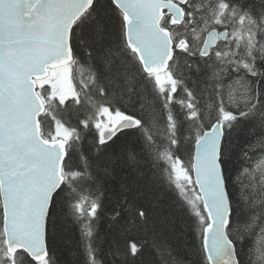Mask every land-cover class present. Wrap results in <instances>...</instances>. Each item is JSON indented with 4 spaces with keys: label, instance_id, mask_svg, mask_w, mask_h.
<instances>
[{
    "label": "snow or ice",
    "instance_id": "snow-or-ice-1",
    "mask_svg": "<svg viewBox=\"0 0 264 264\" xmlns=\"http://www.w3.org/2000/svg\"><path fill=\"white\" fill-rule=\"evenodd\" d=\"M0 264H264V0H0Z\"/></svg>",
    "mask_w": 264,
    "mask_h": 264
}]
</instances>
